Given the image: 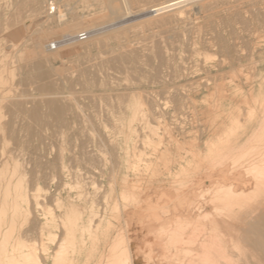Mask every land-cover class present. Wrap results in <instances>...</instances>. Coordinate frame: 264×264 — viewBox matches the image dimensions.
<instances>
[{
    "label": "rangeland",
    "instance_id": "obj_1",
    "mask_svg": "<svg viewBox=\"0 0 264 264\" xmlns=\"http://www.w3.org/2000/svg\"><path fill=\"white\" fill-rule=\"evenodd\" d=\"M137 1L0 0V230L17 170L29 197L43 189L16 221L40 264L91 209L98 227L73 226L63 264H211L216 206L260 202L264 0ZM230 173L249 199L226 196Z\"/></svg>",
    "mask_w": 264,
    "mask_h": 264
},
{
    "label": "bare ground",
    "instance_id": "obj_2",
    "mask_svg": "<svg viewBox=\"0 0 264 264\" xmlns=\"http://www.w3.org/2000/svg\"><path fill=\"white\" fill-rule=\"evenodd\" d=\"M128 1V0H127ZM132 2H134V0H131ZM135 1H137V0H135ZM39 2V1H38ZM138 2H140V0L139 1H137V3ZM129 3V2H128ZM135 3V2H134ZM129 6H131V4L129 3ZM163 6V5H162ZM117 10L119 11L121 8H120V6L119 5H117ZM125 8V7H124ZM126 9V8H125ZM155 9V8H154ZM127 10V9H126ZM149 10V9H148ZM147 10V11H148ZM151 10V9H150ZM149 10V11H150ZM129 11V10H128ZM150 13H152V12H150ZM153 14V13H152ZM143 15V14H142ZM133 16V15H132ZM76 17H78V16H76L75 15V20L77 21V19H76ZM73 18V17H72ZM130 19V18H129ZM124 20V19H123ZM120 21V20H119ZM130 21V20H129ZM128 22V21H127ZM14 23V22H13ZM13 25H15V23L13 24ZM108 25V24H107ZM100 27V26H99ZM104 27V26H103ZM39 28V27H38ZM93 30V29H92ZM46 34V33H45ZM73 34V33H72ZM75 36V35H74ZM66 40V39H65ZM64 40V41H65ZM221 40V39H220ZM224 40V39H223ZM67 41V40H66ZM219 41V40H218ZM224 43V42H223ZM210 44V43H209ZM222 44V43H221ZM33 55V54H32ZM28 59H30V58H28ZM32 59V58H31ZM40 59V58H39ZM30 63V62H29ZM230 64V63H229ZM234 64V63H233ZM42 65H43V63H42ZM223 66H225V64L223 65ZM234 67V66H233ZM232 68V67H231ZM233 69V68H232ZM11 95H13L12 93H11ZM16 98H18L17 96H16ZM23 98H24V96H23ZM51 98V97H50ZM15 99V98H14ZM19 99V98H18ZM52 99V98H51ZM50 99V100H51ZM17 102H19L20 101V99H19V101L18 100H16ZM26 103V102H25ZM33 103V102H32ZM136 103H137V101H136ZM135 103V104H136ZM140 104H141V102H139ZM18 104H21V103H18ZM52 104V103H51ZM50 104V105H51ZM135 104H133V106L135 105ZM138 104V103H137ZM137 104H136V107H137ZM140 104H138L139 106H140ZM34 105V104H33ZM37 105V104H36ZM49 105V104H48ZM54 105V104H53ZM142 105V104H141ZM35 106V105H34ZM33 106V109L35 108ZM133 106H132V109H133V111H134V108H133ZM18 107V106H17ZM22 107V106H21ZM142 107V106H141ZM54 108H55V106H54ZM139 109H140V107H138ZM138 108H136V111H138ZM143 108V107H142ZM142 108H141V112H142ZM22 109V108H21ZM63 109V108H62ZM53 110V109H52ZM120 110V109H119ZM126 110H128V107H127V109ZM144 110V109H143ZM155 110V109H154ZM29 111V110H28ZM40 111V110H39ZM151 111V110H150ZM30 112V111H29ZM157 112V111H156ZM131 113H133V112H131ZM153 113H155V112H153ZM28 114H30V113H28ZM126 114V113H125ZM134 114H135V111H134ZM139 114V113H138ZM137 114V112H136V114L135 115H137V117L139 116V115H141V114H139L138 115ZM151 114H152V112H151ZM157 114V113H156ZM118 115H119V113H118ZM130 115V114H129ZM132 115V114H131ZM144 115H148V114H142V116H144ZM155 115V114H154ZM55 116V115H54ZM122 116V115H121ZM120 116V117H121ZM124 117H127V114L126 115H123ZM28 117H29V115H28ZM36 117V116H35ZM56 117V116H55ZM117 117V116H116ZM135 117V116H134ZM136 117V118H137ZM141 116H139L138 118H140ZM145 117H148V116H145ZM61 118V117H60ZM121 118H123V117H121ZM128 118V117H127ZM131 118H132V116H131ZM137 118V120H140V119H138ZM156 118V117H155ZM36 119V118H35ZM120 119V118H119ZM130 119V118H129ZM128 119V120H129ZM39 120H41V118L39 119ZM62 120H64V119H62ZM61 120V121H62ZM126 120V119H125ZM133 121H134V119H132ZM131 120V121H132ZM136 120V119H135ZM136 120V121H137ZM141 120H143V124H144V122H145V118L144 119H142V117H141ZM36 121H37V119H36ZM60 121V122H61ZM119 121V120H118ZM120 121H121V119H120ZM119 121V122H120ZM131 121L129 120V122L131 123ZM132 121V122H133ZM151 121V120H150ZM57 122H58V120H57ZM124 122V121H123ZM122 121H121V123H123ZM141 122V121H140ZM263 122H264V120H263ZM263 122H262V124L261 125H263ZM125 123V122H124ZM135 123V122H134ZM133 123V124H134ZM147 123H148V119H147ZM152 123V122H151ZM129 123H127V125H128ZM137 124H138V121H137ZM150 124V123H149ZM124 125H126V124H124ZM129 126H131V125H129ZM264 126V125H263ZM116 127H117V125H116ZM121 127H123V125L121 126ZM125 128H126V126H124ZM132 127V126H131ZM135 128V127H134ZM133 128V129H134ZM262 128V127H261ZM261 128H260V130H261ZM116 129V128H115ZM114 129V130H115ZM119 129V128H118ZM127 129H129L128 127H127ZM132 129V130H133ZM142 129V128H141ZM263 129V128H262ZM125 130V129H124ZM135 130V129H134ZM134 130H133V133L135 134V132H134ZM117 131V130H116ZM121 131V130H120ZM131 131V130H130ZM262 131V130H261ZM261 131H259L260 133H261ZM122 133H123V131H121ZM263 132H264V129H263ZM262 132V133H263ZM116 133V132H115ZM128 133H129V130H128ZM131 133V132H130ZM129 133V134H130ZM124 134H125V132H124ZM128 134V135H129ZM259 134V133H258ZM264 134V133H263ZM127 135V134H126ZM125 135V136H126ZM127 135V136H128ZM141 137V136H140ZM139 137V138H140ZM126 139H128L127 137H126ZM142 139V138H141ZM91 140V139H90ZM256 140V138H252V139H250V141H248V143H253L254 141ZM92 141V140H91ZM98 141H99V139H98ZM109 141V140H108ZM129 141V140H128ZM142 141V140H141ZM262 141H264V138H263V140H261V142L260 143H262ZM106 141H104V143H105ZM138 142V141H137ZM136 142V143H137ZM103 143V144H104ZM144 143V142H143ZM264 143V142H263ZM100 144V143H99ZM103 144H102V146H103ZM147 144V143H146ZM250 144H249V146H250ZM107 145V144H106ZM137 145V144H136ZM261 145V144H260ZM264 145V144H263ZM262 145V146H263ZM105 147V146H104ZM114 147V146H113ZM136 147V146H135ZM260 147V146H259ZM143 148V147H142ZM256 148V149H255ZM254 149L255 150H257V148L258 147H255ZM262 148V152L264 151L263 149H264V147H261ZM101 149V148H100ZM249 149V148H248ZM128 150H130V149H128ZM253 150V149H252ZM261 150V149H260ZM142 151H143V149H142ZM250 151H251V149H250ZM129 152V151H128ZM248 152H249V150H248ZM125 153V152H124ZM261 151H259V155L261 156ZM60 154V153H59ZM64 154V153H63ZM63 154H60V155H62L63 156ZM139 154V153H138ZM138 154H137V156H138ZM257 155V154H256ZM264 155V154H263ZM248 156H250V155H248ZM254 156V155H253ZM258 156V155H257ZM260 156H258V158H260V159H263V156H262V158L260 157ZM60 157V156H59ZM245 157V156H244ZM247 157V156H246ZM245 157V158H246ZM138 158V157H137ZM216 158H218V159H220V161L221 160H223V159H227L228 157L227 156H221V157H216ZM215 158V159H216ZM248 158V157H247ZM254 158H257L256 156L254 157ZM257 158V159H258ZM217 159V160H218ZM230 159V158H229ZM229 159H227V160H229ZM236 159V158H235ZM244 159V158H243ZM249 159V158H248ZM247 159V160H248ZM231 160V159H230ZM246 159L243 161V163H245L246 162V165H247V163H248V165H250V162H248ZM142 161V160H141ZM225 161V160H224ZM249 161H251V163H252V159L251 160H249ZM254 161V160H253ZM256 161V160H255ZM261 161V160H260ZM260 161H258V162H260ZM263 161H264V159H263ZM226 162V161H225ZM242 162V161H241ZM257 162V163H258ZM261 163V162H260ZM260 163L259 164H257L258 165V167L259 168H261L262 167V165H260ZM263 163V162H262ZM261 163V164H262ZM34 164V163H33ZM57 164V163H56ZM219 164V163H218ZM223 164H225V163H223ZM227 164V163H226ZM235 164V163H234ZM233 164V167L234 166H239V164L237 163L236 165H234ZM253 164L254 163H252L251 165H250V167L252 166L253 167ZM256 164V163H255ZM254 164V168H252V169H254V173H255V171H256V169L258 168H256L255 169V165ZM228 165V164H227ZM247 165V167H248V169H250L249 168V166ZM229 166V165H228ZM230 166H232V165H230ZM241 166V167H240ZM239 167L240 168H237L238 170H237V172H240V170L239 169H241V168H244L245 167V164L243 165V164H241ZM227 167V166H226ZM233 167H231V169L233 168ZM34 168H37V167H34ZM230 168V167H229ZM251 169V170H252ZM60 170H63L64 171V169H60ZM232 170H236V169H232ZM247 170V168L245 169V171ZM251 170H250V172H251ZM262 170H264V168L262 167ZM262 170H260L259 169V172H261ZM15 171H16V173L17 174H19V171L17 172V170H14V172L12 173V175L11 176H13V177H11V179L9 180V182H8V186H7V194L6 195H9V197L7 196V198L9 199V198H11V196L10 195H12L13 197H12V202H13V205L12 206H10L11 207V209H12V207L14 208V213H11L12 214V216H13V221L11 222L12 224H11V226L9 227V228H7L5 231H1L0 230V264H40V262H38L39 260H38V258H37V256L38 255H36L37 253H34V247H32V246H34V245H32L31 246V243L30 244H28L27 243V240H26V243L25 242H22L21 241V239L22 238H20L21 236H19V234H17L18 232H17V228H16V221H20V220H17L19 217H20V219L22 218L21 216L22 215H25V213H26V216H27V214H28V211H26V210H28V209H25L26 208V203H27V200H28V195H27V193L28 192H23V190L22 189H20V188H18V183H19V185H20V181L22 180H20V178H19V180H17V181H15L14 180V174H15ZM34 171V170H33ZM33 171H31V172H33ZM253 171V170H252ZM25 171H23L20 175H22L23 173H24ZM35 172V171H34ZM241 172H242V170H241ZM249 172V171H248ZM249 172V173H250ZM62 173V172H61ZM60 173V174H61ZM77 173V172H76ZM235 173V172H234ZM244 173H247V172H244ZM252 173V172H251ZM264 173V172H263ZM25 174H26V172H25ZM33 174V173H32ZM62 174H64V173H62ZM67 174V173H66ZM65 174V175H66ZM230 174H232V175H230V177L229 176H227V177H229V179L226 181L227 182V186H225L226 188H225V191H227V195L226 196H229V198L231 199H237V198H244V197H246V191L247 190H249L248 188H246V180L245 179H243V176L240 174V173H237V174H233V173H230ZM260 174H262V172L260 173ZM260 174L258 173V176H260ZM16 175V174H15ZM225 175V174H224ZM224 175H223V177H224ZM247 175V174H246ZM250 175V174H249ZM249 175H247L246 177H248ZM256 175H257V173H256ZM24 176V178H25V175H22V177ZM37 176V175H36ZM63 176V175H62ZM67 176V175H66ZM114 176V175H113ZM226 176V175H225ZM251 176H255V175H251ZM257 176V177H258ZM262 176V178H263V174L261 175ZM260 176V177H261ZM17 177V176H16ZM19 177V176H18ZM34 177H35V175H34ZM60 177V176H59ZM75 177V176H74ZM257 177H255V178H257ZM37 177H35V179H36ZM62 178H64V177H62ZM140 178V177H139ZM254 177H252V179H255ZM18 179V178H17ZM35 179H33L34 181H36ZM78 179V178H77ZM225 179V178H224ZM223 179V180H224ZM24 180V179H23ZM220 180V179H219ZM223 180H222V182H223ZM258 180V178L256 179V180H252L253 182L255 181H257ZM263 180H264V178H263ZM114 181V180H113ZM259 181L261 182L262 180H260L259 179ZM218 182V181H217ZM216 182V183H217ZM254 182V183H255ZM24 183H25V185H26V180H24V182H23V185H24ZM38 183V185H39V182H37ZM37 183H35V184H37ZM115 183V182H114ZM215 183V184H216ZM224 183V182H223ZM262 183V182H261ZM261 183H259L258 182V185H260ZM33 185V186H37V185ZM248 184V183H247ZM251 184V183H250ZM262 184H264V182L262 183ZM11 185H14V187H15V190L13 191L14 193L13 194H11L12 192H10V187H11ZM22 185V184H21ZM28 185V184H27ZM219 185V184H218ZM255 185V187L257 186V182H256V184H254ZM253 185V186H254ZM32 186V187H33ZM135 186V185H134ZM250 185H248L247 187H249ZM13 187V188H14ZM31 187V190H28V191H30V193L32 192V188ZM262 187V186H261ZM260 186H259V188L257 187V189H255V190H257L259 193H261V195L260 194H258V193H255L256 191L254 190V189H251V187H250V189H251V193H250V199L252 200V201H254V200H256V199H254L253 200V197L252 196H254V194H257L258 196H256L255 198H259L260 199V202H258V199L256 200L258 203L256 204V202H251V204L253 203V205H250L249 203H245V202H243L244 204H246V205H244L242 202L241 203H228V204H224L225 206L224 207H219L218 205L216 206V208H215V206H214V208H215V211H213V213L211 214L212 215V217H213V219L211 220V223L214 225V229H212V226H211V231L210 232H212V231H214L213 232V234H214V240H215V242H213L212 243V245H210L211 246V248H213L214 249V252L213 253H211L212 254V256H211V264H264V185H263V187L261 188ZM26 188L27 189H29L27 186H26ZM220 188H222L221 186H220ZM253 188V187H252ZM37 189L38 190H34V191H36V193H32L31 194V197H29V199H30V201H32L33 200V204H31V202H30V204L31 205H29V202H28V204L27 205H29V207L31 206L32 207V205L34 206V208H35V210L36 209H38L39 207H41L40 205H42V203H40V201H39V197H40V200H41V196H40V194H41V192L43 191V189H42V191H39V187H37ZM33 191V192H34ZM224 191V190H223ZM38 192H40V194L38 193ZM254 192V193H253ZM29 193V194H30ZM223 193V192H222ZM253 193V195L251 196V194ZM224 194H226V193H224ZM247 194H249V193H247ZM45 195V194H44ZM220 195H222V194H220ZM260 195V196H259ZM46 196V195H45ZM219 196V195H218ZM248 197H249V195H247ZM7 198L5 197V199H6V201H7ZM32 198V199H31ZM221 198V197H220ZM228 198V197H227ZM215 199V198H214ZM225 199V198H224ZM244 199H249V198H244ZM57 200V199H56ZM42 201V200H41ZM214 201V200H213ZM213 201H212V203H213ZM230 201V200H229ZM9 202V201H8ZM225 202V201H224ZM232 202V201H231ZM235 202V201H234ZM8 204L9 203H7V205H5V206H3V207H5L4 209H9V207H7L6 208V206H8ZM247 204H249V205H247ZM4 205V204H3ZM44 206V205H43ZM126 206V205H125ZM210 206L212 207V205L210 204ZM73 207V206H72ZM27 208H28V206H27ZM92 208V207H91ZM194 208V207H193ZM3 209V208H2ZM41 209H42V207H41ZM41 209H39V210H41ZM30 210H31V208H30ZM34 210V209H33ZM34 210V211H35ZM73 210V209H72ZM213 210V209H212ZM9 211V210H8ZM22 211H23V213H22ZM96 211V210H95ZM33 212V211H32ZM32 212H30V213H32ZM40 212V211H39ZM71 212V211H70ZM210 212V211H209ZM1 213H2V211H1ZM0 213V214H1ZM3 213L4 214H7L8 212L7 211H4L3 210ZM34 213V212H33ZM32 213V214H33ZM74 213V212H73ZM211 213V212H210ZM209 213V214H210ZM10 214V215H11ZM32 214H29V215H32ZM76 215V214H75ZM96 215H98V212L97 213H94V210L93 209H91L90 211H89V213L88 214H86V217H87V221L85 222L84 221V219H83V214L82 215H76V217H74L73 219L75 220V222L77 221H82V225L81 224H73L72 223V221H71V223H72V225L76 228V227H79L80 229H81V231H83V230H91V228L92 227H94V228H97L98 227V225H95V224H92V222H93V220H94V218H96L95 216ZM4 215L3 214H1V217H0V219L3 217ZM7 216V215H6ZM26 216H24V217H26ZM32 216H34V215H32ZM37 216V215H36ZM99 216V215H98ZM209 216V215H208ZM24 217H23V220H24ZM6 219L8 218V217H5ZM12 218V217H11ZM28 218V217H27ZM100 217H98L97 219H99ZM30 219V218H29ZM3 220V219H2ZM1 220V221H2ZM10 220V219H9ZM22 220V221H23ZM25 220H26V218H25ZM35 220V219H34ZM96 220V219H95ZM94 220V221H95ZM28 221V220H27ZM32 221H33V219H32ZM9 222V221H8ZM98 222V221H97ZM101 222V221H100ZM210 222V221H209ZM4 223V222H3ZM7 223V222H6ZM21 223V222H20ZM24 224L26 223V222H23ZM22 223V224H23ZM29 223V222H28ZM95 223H96V221H95ZM18 224V223H17ZM21 224V225H22ZM100 224V223H99ZM211 224V225H212ZM4 225H6L5 223H4ZM61 225H62V223H61ZM94 225V226H93ZM210 225V224H209ZM23 226V225H22ZM73 226H72V231H70L69 233H67V235H65V233H64V235H63V237H65L63 240H61V241H63L61 244H60V250H59V248H58V250H59V254H58V261H57V264H63V263H65V257L67 256V254L69 253V247H68V245L69 244H74L75 243V236H74V233L76 232V231H73V229H75V228H73ZM89 226V227H88ZM0 227H2V224H1V222H0ZM19 227V226H18ZM21 227V226H20ZM6 228V227H5ZM62 228V227H61ZM87 228V229H86ZM2 229H3V227H2ZM21 230V229H20ZM29 230V229H28ZM64 230V229H63ZM92 230H94L93 228H92ZM210 230V229H209ZM28 232V231H27ZM90 232V231H89ZM91 233V232H90ZM210 234V233H209ZM25 236V235H24ZM61 239V238H60ZM69 240V241H68ZM209 240V239H208ZM105 242V241H104ZM205 242V241H204ZM59 243H60V241H59ZM132 244V243H131ZM130 244L129 243H127V244H124L123 245V249H124V252H126V253H128L129 252V249H130V246H129ZM59 246V245H58ZM110 246H111V244H110ZM113 246V245H112ZM36 248V247H35ZM35 251H36V249H35ZM123 251V250H122ZM58 253V252H57ZM62 256V257H59V256ZM64 257V258H63ZM107 257V256H106ZM67 259V258H66ZM110 259V258H109ZM103 260V259H102ZM106 260V259H105ZM56 263V262H55ZM103 263H105V262H103ZM106 264H118V263H116L115 262V259H112V260H109V262L108 263H106ZM135 264V263H134Z\"/></svg>",
    "mask_w": 264,
    "mask_h": 264
}]
</instances>
